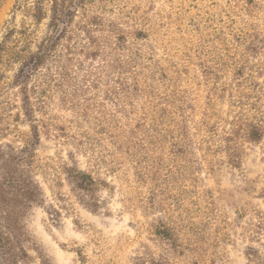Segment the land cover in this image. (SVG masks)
I'll use <instances>...</instances> for the list:
<instances>
[{
	"label": "rangeland",
	"instance_id": "rangeland-1",
	"mask_svg": "<svg viewBox=\"0 0 264 264\" xmlns=\"http://www.w3.org/2000/svg\"><path fill=\"white\" fill-rule=\"evenodd\" d=\"M0 264H264V0H0Z\"/></svg>",
	"mask_w": 264,
	"mask_h": 264
},
{
	"label": "trees",
	"instance_id": "trees-1",
	"mask_svg": "<svg viewBox=\"0 0 264 264\" xmlns=\"http://www.w3.org/2000/svg\"><path fill=\"white\" fill-rule=\"evenodd\" d=\"M42 1V0H41ZM37 10H38V16L41 18V15H42V8L37 5ZM44 56H41V57H37L35 60H31L27 65L26 67H29V68H37L38 65L40 64V62L43 60ZM41 59V60H40ZM262 138V135L261 133L259 132L258 129H256L255 126H252L251 127V131L249 132V139L252 140V141H260ZM5 179V182L6 184H10L14 178L11 177V176H5L4 177ZM74 180L76 182L77 185L81 186V187H84V188H90L92 183H93V180L90 178L89 175L83 173V172H76L75 176H74Z\"/></svg>",
	"mask_w": 264,
	"mask_h": 264
}]
</instances>
